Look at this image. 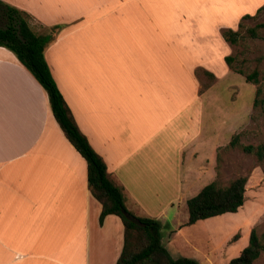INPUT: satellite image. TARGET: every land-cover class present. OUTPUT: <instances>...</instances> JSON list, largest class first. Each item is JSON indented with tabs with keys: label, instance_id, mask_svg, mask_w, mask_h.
<instances>
[{
	"label": "crops",
	"instance_id": "1",
	"mask_svg": "<svg viewBox=\"0 0 264 264\" xmlns=\"http://www.w3.org/2000/svg\"><path fill=\"white\" fill-rule=\"evenodd\" d=\"M1 1L27 13L38 34L56 27L44 59L79 131L121 187L125 208L166 227L167 245L180 237L186 249L174 245L176 256L160 237L172 257L188 251L206 264L215 251L181 237L199 220L177 217L198 192L191 178L202 176L204 157L213 159L223 121L222 114L208 129L213 84L200 90L195 75L199 69L216 81L208 34L199 30L209 20L208 0ZM240 16L211 21L218 40ZM100 209L86 162L53 118L45 91L0 46V264H114L123 225L115 214L99 222Z\"/></svg>",
	"mask_w": 264,
	"mask_h": 264
},
{
	"label": "rangeland",
	"instance_id": "2",
	"mask_svg": "<svg viewBox=\"0 0 264 264\" xmlns=\"http://www.w3.org/2000/svg\"><path fill=\"white\" fill-rule=\"evenodd\" d=\"M261 2V3H260ZM260 3V4H259ZM264 3V0H208L206 11L209 12L207 24L202 22L199 30L208 34L206 51L207 61L216 77L196 70L195 75L199 81V89L203 90L212 85L208 96L214 101H208V112L212 121H208V129L211 128L216 119L222 115V127L218 129L219 137L214 149L213 159L203 158L200 167L202 176L192 177V188L199 190L210 181H216L219 185H225L230 179L237 176L246 178L244 184V201L236 212H227L220 215L201 219L195 226L183 232L181 237L189 240L188 244L195 249L205 248L215 251L206 264H226L227 261L236 256L241 248L247 244L248 233L254 229L257 236L264 233V158L258 160L253 153L245 152L244 145L257 146L264 143V101L260 100L261 92L264 90V8L256 12V9ZM259 4V5H258ZM258 5V6H257ZM255 6L257 8L254 10ZM253 12L249 13L250 11ZM247 13L248 18L241 19V14ZM240 16L242 26L238 28L239 39L235 44L221 47L220 36L214 32L213 20L221 22H233ZM32 31L38 26L28 18ZM226 24V23H225ZM224 24V25H225ZM0 25H2L0 23ZM222 25L220 24V27ZM253 28L255 36H250L248 28ZM227 28L224 26L221 29ZM234 29H237L235 26ZM206 30V31H205ZM216 38V39H215ZM218 41V42H217ZM205 49V46H203ZM233 56L231 68H228L221 57V53ZM236 69L242 74L235 72ZM255 73L254 81H245L244 75ZM258 94H255L256 90ZM254 98L257 99L253 104ZM211 103L218 104V113H213L214 107ZM217 114V115H216ZM236 136L234 144H230L231 138ZM196 192L191 193L190 197ZM181 213V212H180ZM187 211L184 206L183 212L177 219L186 218ZM160 237L169 252L176 256L174 245L185 250L180 237L174 243L166 244L164 235L167 228L160 226ZM233 235H236L233 237ZM233 237V238H232ZM260 241L262 238L260 237ZM189 250V249H188ZM185 256L192 253L185 251ZM190 252V250H189ZM252 264H264V251H261Z\"/></svg>",
	"mask_w": 264,
	"mask_h": 264
},
{
	"label": "trees",
	"instance_id": "3",
	"mask_svg": "<svg viewBox=\"0 0 264 264\" xmlns=\"http://www.w3.org/2000/svg\"><path fill=\"white\" fill-rule=\"evenodd\" d=\"M262 8H264V3L256 9V12ZM248 17L250 15L243 14L241 19ZM28 18L27 13L0 0V23L2 24L0 25V46L9 49L43 88L53 118L65 138L85 160L88 189L101 205L99 222L106 214H115L120 218L123 225V242L114 264H199L191 257H172L160 242L159 221L134 216L125 208L121 187L109 178L104 162L79 131L44 59V49L53 40L56 27H51L47 33L38 34L31 30ZM241 26V21H238L235 30L221 29L220 34L223 40L230 45L235 44L239 39L238 28ZM258 26L262 27L264 24L260 23ZM248 33L250 36H255L252 27L248 28ZM223 60L225 65L231 68L233 56L226 54ZM235 72L242 74L239 69ZM204 73L212 76L209 72L204 71ZM254 77V72L244 75L245 81H254ZM258 93L257 89L255 94ZM260 100L264 101V90L261 92ZM256 101L257 99L254 98L253 104ZM235 139L234 135L229 143L234 144ZM242 149L253 153L258 160L264 158V143L257 146L244 145ZM245 181L244 176H237L225 185H219L214 180L203 185L197 193L185 201L187 209L185 224H192L197 220L227 212H236L244 201ZM124 213L136 218L141 225L129 221ZM261 251H264V233L257 236L255 230L251 228L247 244L226 264H252Z\"/></svg>",
	"mask_w": 264,
	"mask_h": 264
},
{
	"label": "water",
	"instance_id": "4",
	"mask_svg": "<svg viewBox=\"0 0 264 264\" xmlns=\"http://www.w3.org/2000/svg\"><path fill=\"white\" fill-rule=\"evenodd\" d=\"M124 216H125L129 221H132V222L135 223L136 225H141V223H140L136 218H134L133 216H130V215L127 214V213H124Z\"/></svg>",
	"mask_w": 264,
	"mask_h": 264
}]
</instances>
